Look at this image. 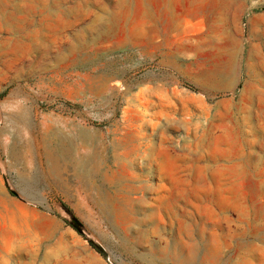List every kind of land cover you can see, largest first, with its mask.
<instances>
[{
  "label": "rangeland",
  "instance_id": "rangeland-1",
  "mask_svg": "<svg viewBox=\"0 0 264 264\" xmlns=\"http://www.w3.org/2000/svg\"><path fill=\"white\" fill-rule=\"evenodd\" d=\"M4 90L0 264H264V0H0Z\"/></svg>",
  "mask_w": 264,
  "mask_h": 264
},
{
  "label": "water",
  "instance_id": "water-1",
  "mask_svg": "<svg viewBox=\"0 0 264 264\" xmlns=\"http://www.w3.org/2000/svg\"><path fill=\"white\" fill-rule=\"evenodd\" d=\"M79 233L81 234H85L84 230L82 229V226L80 223H78V221L76 220L75 217H73L71 214H70V219H68L67 217H64ZM97 247V246H96ZM98 248V247H97ZM100 251L101 249L98 248Z\"/></svg>",
  "mask_w": 264,
  "mask_h": 264
},
{
  "label": "trees",
  "instance_id": "trees-1",
  "mask_svg": "<svg viewBox=\"0 0 264 264\" xmlns=\"http://www.w3.org/2000/svg\"><path fill=\"white\" fill-rule=\"evenodd\" d=\"M5 93H6L5 90L2 91V92L0 93V99H1L2 97H4ZM65 103H66V105H68V106H70V107H75V106H76L75 104H71L70 102H65Z\"/></svg>",
  "mask_w": 264,
  "mask_h": 264
},
{
  "label": "crops",
  "instance_id": "crops-1",
  "mask_svg": "<svg viewBox=\"0 0 264 264\" xmlns=\"http://www.w3.org/2000/svg\"><path fill=\"white\" fill-rule=\"evenodd\" d=\"M143 1L146 2L147 4H149L151 0H143ZM168 1H171V0H168ZM22 209H23L24 211L27 210V208H26L25 206L22 207Z\"/></svg>",
  "mask_w": 264,
  "mask_h": 264
}]
</instances>
